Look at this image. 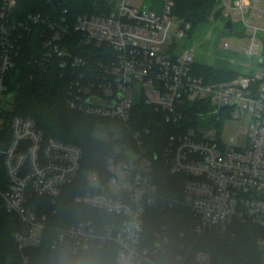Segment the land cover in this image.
<instances>
[{
    "label": "built area",
    "instance_id": "2783aa9c",
    "mask_svg": "<svg viewBox=\"0 0 264 264\" xmlns=\"http://www.w3.org/2000/svg\"><path fill=\"white\" fill-rule=\"evenodd\" d=\"M133 1L114 0L106 13L69 20L67 9L54 16L32 12L15 19L17 0H4L0 11V203L20 220L13 234L22 254L20 264H30L25 250L39 245L47 229L53 231L54 248L98 251L113 241L118 246V264H173L161 258L169 242L162 231H155L152 241L144 236L146 210L163 198L153 176L152 157L141 148L148 128L133 131L137 150L124 142L106 157L105 172L87 173L89 188L75 201L96 209L97 214L56 226L41 211L45 202L55 203L65 186L78 179L83 150L74 143L46 139L31 116L7 117L12 108L7 78L17 64L22 39L39 25L41 53L32 55L29 62L49 68L59 58L61 74L69 81L70 109L124 124L138 101L163 111L166 121L177 125L195 104L210 114L233 107L249 114L243 144H227L221 134L198 130L195 123L185 132L172 134L162 152L171 172L185 177L182 197L171 199L170 204L182 202L191 209L193 231L225 228L233 220L251 222L260 228L258 243L264 255V0H220L225 23L230 20L234 26L241 21L248 30L247 65L256 68L220 81H208L197 73L193 49L178 53L175 41L185 35L188 25L183 26L173 13L175 0H141L147 5ZM85 45L102 47L93 52L102 59L94 67L80 54V49L87 51ZM104 213L113 216L106 218ZM176 260L190 264L181 255ZM208 262L207 253L196 254L194 264Z\"/></svg>",
    "mask_w": 264,
    "mask_h": 264
},
{
    "label": "trees",
    "instance_id": "16d2710c",
    "mask_svg": "<svg viewBox=\"0 0 264 264\" xmlns=\"http://www.w3.org/2000/svg\"><path fill=\"white\" fill-rule=\"evenodd\" d=\"M173 13L183 22L187 32L208 24L215 19L220 0H175ZM114 0H17L15 19H24L29 13L41 12L54 16L67 9V18L75 19L81 14L108 12ZM2 0H0V9ZM42 25L34 28L22 41V50L16 66L10 71L7 83L11 91L12 108L7 113L8 119L15 115L33 117L43 130L46 139H59L79 145L83 150L82 167L78 179L65 186L62 195L55 203L45 202L41 211L47 212L52 225H69L99 211L85 204L77 203L75 197L88 190L87 173L91 170L105 172V159L116 152L119 146L128 142L138 149L133 131L145 128L149 132L142 134L143 146L152 157L153 176L158 184L162 200L149 206L145 213L144 236L153 240L155 231H162L168 239L165 256L162 260L180 264L176 257L181 255L188 263L194 264L196 254L205 252L209 256L208 264H263L264 255L259 246L260 228L251 222L233 220L225 228L207 227L201 233L192 229V211L182 202L170 204L171 199L181 198L185 177L174 174L163 157V149L169 137L178 132H185L198 120L206 107L191 105L185 118L179 125L166 121L163 111L138 101L131 110L127 123L103 118L85 112L70 109L67 105L68 79L62 76L59 58L55 57L49 68H40L29 62L32 55L41 53L43 37ZM233 29V26L232 28ZM87 51L80 49L94 67L102 60L98 54L101 48L85 45ZM197 73L208 81L226 80L237 76L236 70L217 67L195 61ZM110 122L119 125L121 136L114 130L109 136L98 134L101 125ZM156 155V156H155ZM1 204V203H0ZM106 218L113 215L104 213ZM100 227L102 222H100ZM20 228L19 217L6 211L0 205V264H20L22 254L14 240V232ZM53 231L47 229L39 245L25 250L30 264H118L116 260L118 246L108 242L98 251L73 252L68 248L52 246Z\"/></svg>",
    "mask_w": 264,
    "mask_h": 264
},
{
    "label": "rangeland",
    "instance_id": "374dc122",
    "mask_svg": "<svg viewBox=\"0 0 264 264\" xmlns=\"http://www.w3.org/2000/svg\"><path fill=\"white\" fill-rule=\"evenodd\" d=\"M133 3L147 5L146 1L142 3L141 0H134ZM4 4V0H2L0 11ZM226 19L225 15H222L217 20L212 18L211 22L190 33L186 31L182 38L175 41L178 53L193 49V57L197 62L230 68L239 74L256 71L255 67L247 65L250 61L245 53V48L249 43L248 30L241 21H235L233 29H228L225 26ZM226 43H229L230 47H226ZM212 109L213 107L208 108L210 111ZM236 114L239 116L234 117ZM249 117L248 113H240V110L235 107L217 114L207 112L198 117L195 128L201 131L214 130L221 134L225 143L240 145L246 141L244 129L249 125ZM111 130H114L116 136H121L119 125L114 122L101 125L98 134L107 137ZM234 133L237 135H233ZM1 206L3 207V205Z\"/></svg>",
    "mask_w": 264,
    "mask_h": 264
},
{
    "label": "water",
    "instance_id": "95a60500",
    "mask_svg": "<svg viewBox=\"0 0 264 264\" xmlns=\"http://www.w3.org/2000/svg\"><path fill=\"white\" fill-rule=\"evenodd\" d=\"M221 13H222V10H221V9H219V10L216 11V13H215V19H216V20L220 18ZM225 26H226V28H228V29L232 28V22H231L230 20H228V21L225 23ZM11 96H12V95H10L9 97H11ZM225 108H226V106H223V107H222V109H225Z\"/></svg>",
    "mask_w": 264,
    "mask_h": 264
}]
</instances>
